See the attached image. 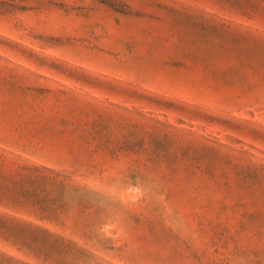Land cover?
<instances>
[{"label":"rangeland","instance_id":"rangeland-1","mask_svg":"<svg viewBox=\"0 0 264 264\" xmlns=\"http://www.w3.org/2000/svg\"><path fill=\"white\" fill-rule=\"evenodd\" d=\"M0 264H264V0H0Z\"/></svg>","mask_w":264,"mask_h":264}]
</instances>
